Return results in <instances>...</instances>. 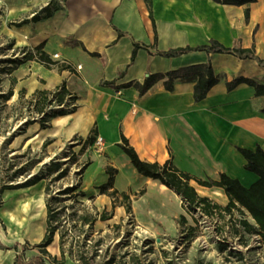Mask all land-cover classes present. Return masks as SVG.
Returning <instances> with one entry per match:
<instances>
[{"label": "crops", "instance_id": "1", "mask_svg": "<svg viewBox=\"0 0 264 264\" xmlns=\"http://www.w3.org/2000/svg\"><path fill=\"white\" fill-rule=\"evenodd\" d=\"M4 1L5 19L0 28L16 53L24 46L43 43L50 57L58 54L53 59L70 66L58 69L36 60L22 62L10 73L14 81L11 96H18L22 89V95L30 99L36 91H54L65 83L70 95L76 97L75 110L50 118L42 129L44 134H40L51 143L81 138L77 143L80 147L94 129V136L103 140V150L96 153L93 148L97 158H92L84 170L88 184L94 183L89 188L96 190L94 185L107 182L110 170L113 182L107 190L127 193L131 183L122 180L117 184L121 167H125L141 179L143 197L148 186L156 189L151 197L158 208L169 209L172 201H182L158 179L135 170L117 146L120 132L143 160L163 163L171 154L177 168L200 178H217L224 172L244 186L257 179L255 173L244 168L245 159L237 147L260 146L264 150V94L256 95L254 87L243 82L227 89V82L243 76L264 83V66L230 53L197 50L161 56L155 52L214 39L225 46L240 43L253 47L264 58V0L241 5L214 0H150V9L147 0ZM47 4L51 13H41L40 19L31 21ZM245 8L249 11L247 20ZM23 19L27 21L14 23ZM118 31L124 34L118 35ZM133 40L144 46L131 60ZM205 62L211 63L218 81L197 102L193 99V79H175L172 90H167L161 79L143 95L133 85L115 87L132 80L142 82L149 73ZM111 81L113 84L105 83ZM191 184L199 195L222 205L228 201L219 187H204L194 181ZM95 194L102 201L101 208L109 205L110 196L100 189ZM1 201L0 219L11 232L0 233V264H14L16 254L25 251L22 245L40 242L45 233L44 183L4 189ZM50 245L52 252L48 250ZM47 250L58 258L55 236ZM24 258L29 259L26 255Z\"/></svg>", "mask_w": 264, "mask_h": 264}, {"label": "rangeland", "instance_id": "2", "mask_svg": "<svg viewBox=\"0 0 264 264\" xmlns=\"http://www.w3.org/2000/svg\"><path fill=\"white\" fill-rule=\"evenodd\" d=\"M4 19L5 1L0 0V24ZM18 55L0 28V94L13 89L8 59ZM28 100L19 93L6 101L0 97V185L23 183L33 175L42 177L39 181L48 187L46 203L60 211L54 233L58 261L48 264H103L110 257L114 259L112 264H264V244L259 235L242 232L244 245L235 233L232 226L240 216L237 211L234 217L204 215L199 210H187L179 200L172 201L169 209L158 208L151 197L156 189L148 186L147 196L143 197L141 179L125 167H121L117 184L122 180L132 184L127 189L128 198H111L109 205L101 208L102 201L95 194L101 184L94 185L93 190L89 187L94 183L88 184L84 178L86 166L99 152H94L92 143L78 147L76 138L58 143L43 140L41 114ZM50 107L58 108L56 104ZM52 162L59 164L58 172H48ZM61 170L65 172L59 176ZM67 187L73 190L66 193ZM127 206L131 213L126 211ZM101 212L110 218L100 219ZM175 213L184 214L186 222L178 223ZM3 221L0 219V233L7 234L11 230ZM33 245H22L29 259L38 251ZM48 250L52 252L53 245ZM231 251L244 258L239 259Z\"/></svg>", "mask_w": 264, "mask_h": 264}, {"label": "trees", "instance_id": "3", "mask_svg": "<svg viewBox=\"0 0 264 264\" xmlns=\"http://www.w3.org/2000/svg\"><path fill=\"white\" fill-rule=\"evenodd\" d=\"M220 3H229V4H246L253 2L255 0H214ZM147 4L151 6L150 0H147ZM47 16L51 13L50 4L42 7L38 12H36L31 18V21H36L42 17V14ZM248 8H245V19H248ZM152 17V14L150 12ZM26 19H23L18 22H14L16 25H20L26 22ZM124 32L118 31V35H123ZM43 43H39L35 46L31 47H22L19 50L20 56L10 57L8 59V63L12 64L11 68L8 70L9 73L12 72L19 64L26 60H36L42 63L46 67L57 66L58 69H67L70 68L68 64L60 63L59 61L50 57L43 50ZM144 46V44L133 40V49L131 52V60H133L136 50L139 47ZM204 50L207 53H230L235 55L238 58H249L253 59L259 65L264 66V58H260L256 53L253 47H242L240 43H237L234 46H225L217 40H210L208 43L199 44L196 46H179L175 48H169L165 51L157 50L155 54L161 56H176L181 53ZM95 54V53H93ZM150 54H154V52H150ZM163 80L164 86L167 90L173 89V82L175 79H193V99L195 102L203 99L209 89L218 81V76L215 74L211 63H195L187 66L178 67L176 69L168 70L166 72H155L146 74L143 81L139 82L137 80H132L126 83H122L119 86L115 87H127L133 85L137 90L139 95H143L155 82L158 80ZM246 83L251 85L255 89L256 95L264 94V83H260L255 79L239 76L233 78L232 80L227 82V89H232L239 83ZM113 84L111 82H105ZM24 90H20L19 94H22ZM13 91L12 89L8 92V94H0V97H3L6 101L10 98ZM68 97V98H67ZM76 97L70 95L69 90L65 87V83L62 82L59 87H57L54 91H36L32 97L28 100L33 110L41 114V125L42 127H46L47 121L56 116L61 115L67 112H72L75 110V101ZM60 105L64 104L62 107L51 108L52 105ZM68 106L69 109H66ZM264 113V108L261 109ZM120 142L117 143V146L125 153L128 157L131 165L135 168V170L143 175L153 179H158L161 183L173 189L178 195L181 196L183 205L187 210L196 211L199 210L204 215H214L218 214L223 216L224 214H228L230 217H234V210L237 211L240 216L236 218L233 228L235 233L238 235V238L244 245H246V240L243 238V233L247 234H257L260 237L262 244H264V150L257 146L255 149H249L244 147H237V150L242 154L245 159L244 168L249 170L257 175V179L249 186H244L241 182L232 178L224 172L219 173L217 178H200L193 174H190L187 171L180 170L177 168L173 161L172 155L170 154L169 158H167L163 163H159L157 161H146L139 157L138 153L134 149V147L129 143L128 139L125 135L120 132ZM76 140L80 143L81 138H76ZM95 140L94 129L87 135V137L82 142V147L85 144H91ZM46 143V142H45ZM44 143V144H45ZM43 144V145H44ZM60 166L56 162H52L47 170L49 173L58 172L60 170ZM65 171L61 170L58 175L62 176ZM107 182L101 184L99 189L102 193H106L112 199H116L117 197H121L122 199H127L128 194L126 192H119L117 189L113 188L111 190H107L109 187H112V176L111 171ZM42 177L39 175H33L31 178L27 179L23 183L17 184H2L0 185V207L2 205L1 201V193L4 189H16L21 187H27L37 183ZM191 181L196 182L198 185L204 187H219L226 194L228 201L226 204L222 205L218 202L210 199L207 196L199 195L195 189V187L191 184ZM46 191L48 187L45 188ZM71 187H67L64 189L66 193L72 191ZM143 191V189H142ZM131 208L129 206L126 207V211L131 213ZM59 210H54L51 204L47 201L46 203V229L45 233L40 242L33 245V247L37 248L40 252V255L34 256L28 260H25L24 253L20 252L16 254L14 264H46V259L50 263H57V257L51 256L47 250V246L53 241L54 233L57 229V216L59 214ZM248 216L253 220L251 222L248 219ZM99 218L102 220L110 218V216L101 212ZM87 221V218H85ZM176 221L178 223H185L186 218L184 214H179L176 217ZM238 223V224H237ZM241 227V228H239ZM222 249H225V245L220 246ZM63 251V250H62ZM63 253V252H62ZM61 253V258L64 257V254ZM237 256L239 259H243L244 255L241 253L230 252ZM114 263L113 257H110L108 260L104 261L103 264H112Z\"/></svg>", "mask_w": 264, "mask_h": 264}, {"label": "built area", "instance_id": "4", "mask_svg": "<svg viewBox=\"0 0 264 264\" xmlns=\"http://www.w3.org/2000/svg\"><path fill=\"white\" fill-rule=\"evenodd\" d=\"M58 54H53V58H58ZM62 63H66L64 60L61 61ZM64 104L57 105V107H62ZM93 148L97 152H101L103 150V140L98 135L95 137V140L93 141Z\"/></svg>", "mask_w": 264, "mask_h": 264}]
</instances>
